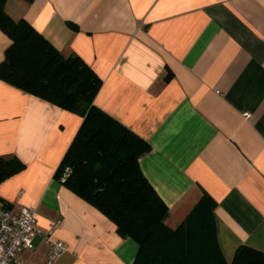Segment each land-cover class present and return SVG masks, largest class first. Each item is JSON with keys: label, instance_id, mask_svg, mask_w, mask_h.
Here are the masks:
<instances>
[{"label": "crops", "instance_id": "1", "mask_svg": "<svg viewBox=\"0 0 264 264\" xmlns=\"http://www.w3.org/2000/svg\"><path fill=\"white\" fill-rule=\"evenodd\" d=\"M62 55L103 81L95 105L151 145L139 159L175 228L203 193L217 240L264 251V0H7ZM10 39L0 29V62ZM244 113H249L246 119ZM82 118L0 80V156L25 169L0 183L15 211L38 212L25 264H132L137 243L55 178Z\"/></svg>", "mask_w": 264, "mask_h": 264}, {"label": "trees", "instance_id": "2", "mask_svg": "<svg viewBox=\"0 0 264 264\" xmlns=\"http://www.w3.org/2000/svg\"><path fill=\"white\" fill-rule=\"evenodd\" d=\"M0 0V29L10 39L0 80L82 118L55 178L138 245L132 264H264V251L240 245L232 259L217 240L216 202L206 193L175 228L169 208L143 175L151 145L94 103L103 81L78 55H62ZM16 156H0V183L20 173ZM0 203L9 207L3 199Z\"/></svg>", "mask_w": 264, "mask_h": 264}, {"label": "built area", "instance_id": "3", "mask_svg": "<svg viewBox=\"0 0 264 264\" xmlns=\"http://www.w3.org/2000/svg\"><path fill=\"white\" fill-rule=\"evenodd\" d=\"M246 119L249 113H244ZM38 230V212L23 206L19 212L0 203V264H25L21 253L33 249V240ZM54 229L44 233L48 255L44 264H55L67 251L61 240L53 237Z\"/></svg>", "mask_w": 264, "mask_h": 264}]
</instances>
